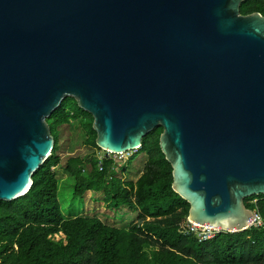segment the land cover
<instances>
[{"label":"water","instance_id":"obj_1","mask_svg":"<svg viewBox=\"0 0 264 264\" xmlns=\"http://www.w3.org/2000/svg\"><path fill=\"white\" fill-rule=\"evenodd\" d=\"M243 0H0V200L52 154L71 96L110 153L160 146L188 220L249 227L264 194V14Z\"/></svg>","mask_w":264,"mask_h":264},{"label":"trees","instance_id":"obj_2","mask_svg":"<svg viewBox=\"0 0 264 264\" xmlns=\"http://www.w3.org/2000/svg\"><path fill=\"white\" fill-rule=\"evenodd\" d=\"M240 8L244 14H264V0H243ZM47 120L55 138L52 154L34 172L24 195L0 200V264H264V223L219 231L207 240L185 231L190 204L173 189V168L160 146L162 126L131 150L129 160L143 152L146 161L138 177L128 178L115 158L97 154L93 115L74 97H65ZM66 124L76 129L79 146L94 148L91 153L59 154L60 127ZM62 179L72 184L75 197L100 193L109 206L133 211L137 219L116 226L80 209L67 217ZM245 203L264 220V194ZM59 233L63 236L56 238Z\"/></svg>","mask_w":264,"mask_h":264},{"label":"rangeland","instance_id":"obj_3","mask_svg":"<svg viewBox=\"0 0 264 264\" xmlns=\"http://www.w3.org/2000/svg\"><path fill=\"white\" fill-rule=\"evenodd\" d=\"M82 128V127H81ZM79 135L72 124L62 125L60 127V150L59 154L67 158L71 153L76 152L82 155L89 154L94 150L88 144H81L79 146L77 139ZM97 154L102 158L110 156L115 158L120 170H125L128 178H136L141 174L143 166L146 161V155L143 152L136 154V156L129 160V156L133 154L132 151L125 153H110L104 149L96 150ZM60 199L63 212L67 217L72 216V211L80 209L82 213L97 214L105 221L114 223L116 226H126L137 219V215L133 211L123 213L121 210H116L108 205L100 193L87 191L83 198H78L73 195L72 184L66 180H60ZM59 233L56 238L62 237Z\"/></svg>","mask_w":264,"mask_h":264},{"label":"built area","instance_id":"obj_4","mask_svg":"<svg viewBox=\"0 0 264 264\" xmlns=\"http://www.w3.org/2000/svg\"><path fill=\"white\" fill-rule=\"evenodd\" d=\"M253 213L256 214L253 221L249 223L250 226H261L264 223L262 214L258 209H252ZM187 233H195L199 240H207L214 237V235L221 231L220 229L211 227L209 225H201L199 223L188 220L184 225Z\"/></svg>","mask_w":264,"mask_h":264}]
</instances>
